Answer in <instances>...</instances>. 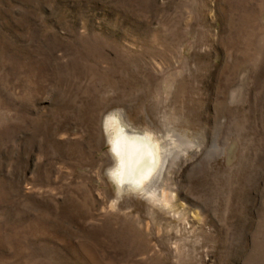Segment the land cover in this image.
I'll list each match as a JSON object with an SVG mask.
<instances>
[{
	"label": "rangeland",
	"instance_id": "obj_1",
	"mask_svg": "<svg viewBox=\"0 0 264 264\" xmlns=\"http://www.w3.org/2000/svg\"><path fill=\"white\" fill-rule=\"evenodd\" d=\"M0 264H264V0H0Z\"/></svg>",
	"mask_w": 264,
	"mask_h": 264
},
{
	"label": "bare ground",
	"instance_id": "obj_2",
	"mask_svg": "<svg viewBox=\"0 0 264 264\" xmlns=\"http://www.w3.org/2000/svg\"><path fill=\"white\" fill-rule=\"evenodd\" d=\"M112 120L118 121L116 118ZM111 141L112 152L117 157V165L112 170V175L118 184L134 189H152L166 155L159 143L148 133L129 129L121 121L117 122L116 135ZM171 160L172 156L166 159L165 165Z\"/></svg>",
	"mask_w": 264,
	"mask_h": 264
}]
</instances>
